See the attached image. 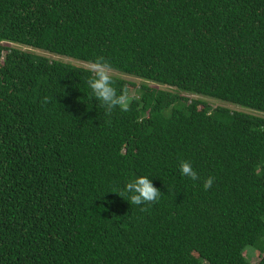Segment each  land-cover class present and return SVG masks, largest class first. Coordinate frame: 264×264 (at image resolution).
Returning a JSON list of instances; mask_svg holds the SVG:
<instances>
[{
  "label": "trees",
  "instance_id": "trees-1",
  "mask_svg": "<svg viewBox=\"0 0 264 264\" xmlns=\"http://www.w3.org/2000/svg\"><path fill=\"white\" fill-rule=\"evenodd\" d=\"M100 56L128 111L91 94ZM259 113L264 0H0V264H264ZM140 176L147 211L115 194Z\"/></svg>",
  "mask_w": 264,
  "mask_h": 264
},
{
  "label": "clouds",
  "instance_id": "clouds-1",
  "mask_svg": "<svg viewBox=\"0 0 264 264\" xmlns=\"http://www.w3.org/2000/svg\"><path fill=\"white\" fill-rule=\"evenodd\" d=\"M112 65L105 60L104 57H97L94 61L90 62L88 69L89 75L86 83L91 90V94L95 100L99 102V107L104 109L105 115L110 116L112 112L119 108L121 111H128L132 97L129 95L126 88H122L118 93L114 84ZM49 98L45 97L42 101V105L47 104ZM181 175L187 177L193 181L200 179L197 172L193 169L192 165L188 161L180 162ZM214 180L212 177H208L204 180L203 187L208 190L212 187ZM118 196L127 201L131 205L141 206V211H147L146 206L152 205L158 202L161 191L153 185V182L147 176H140L135 179L129 180L123 189L119 190Z\"/></svg>",
  "mask_w": 264,
  "mask_h": 264
},
{
  "label": "rangeland",
  "instance_id": "rangeland-1",
  "mask_svg": "<svg viewBox=\"0 0 264 264\" xmlns=\"http://www.w3.org/2000/svg\"><path fill=\"white\" fill-rule=\"evenodd\" d=\"M21 48L23 50H27L28 49L27 47H23V46H21ZM35 52H37L40 55H48L52 59L56 58V59H60V60H62L64 62H70V63H74V64H79L78 62H75L74 60H71V59H68V58H65V57L53 56V55H50V54H46V53H44L42 51H35ZM82 65L88 66L86 64H82ZM113 75L121 76L122 78H125L128 81H133V82L138 83V85L140 83V80L139 79H136L134 77H130V76H127V75H122V74L117 73V72H113ZM152 86H154V87H161V86H158V85H155V84H152ZM161 88L167 89L166 87H163V86ZM135 93H136V90L135 89H132L129 92V95L130 96H133ZM186 96L187 97H190V99H202V100L208 102L211 105L212 108H216L217 106H225V107H228V108H230L232 110H235V111H247V112H250L249 110H246L244 108H240V107L234 106L232 104H228V103H225V102H222V101H218V100H215V99H210V98H206V97H197V96H192V95H187V94H186ZM259 115H264V114L259 113ZM251 251H252V248H248L246 250L247 253H251ZM249 259H250V261L253 264H258L259 261H260V257L258 256V253H255V252H252L251 255H249Z\"/></svg>",
  "mask_w": 264,
  "mask_h": 264
}]
</instances>
